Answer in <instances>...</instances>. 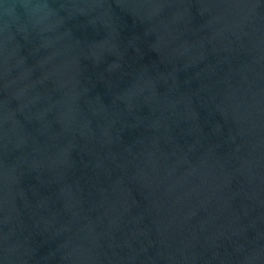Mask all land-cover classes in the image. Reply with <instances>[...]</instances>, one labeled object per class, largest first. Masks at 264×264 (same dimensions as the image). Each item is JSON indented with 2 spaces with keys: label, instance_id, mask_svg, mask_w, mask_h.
<instances>
[{
  "label": "water",
  "instance_id": "95a60500",
  "mask_svg": "<svg viewBox=\"0 0 264 264\" xmlns=\"http://www.w3.org/2000/svg\"><path fill=\"white\" fill-rule=\"evenodd\" d=\"M0 264H264V0H0Z\"/></svg>",
  "mask_w": 264,
  "mask_h": 264
}]
</instances>
